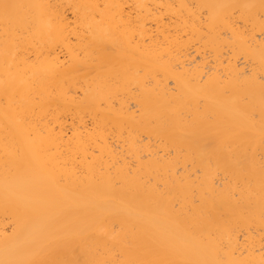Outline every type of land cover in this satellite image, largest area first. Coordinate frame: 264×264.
Masks as SVG:
<instances>
[{
    "label": "bare ground",
    "instance_id": "1",
    "mask_svg": "<svg viewBox=\"0 0 264 264\" xmlns=\"http://www.w3.org/2000/svg\"><path fill=\"white\" fill-rule=\"evenodd\" d=\"M0 264H264V0H0Z\"/></svg>",
    "mask_w": 264,
    "mask_h": 264
}]
</instances>
